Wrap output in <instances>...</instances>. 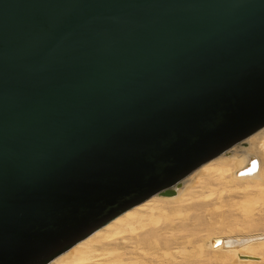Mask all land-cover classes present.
Wrapping results in <instances>:
<instances>
[{"label": "water", "instance_id": "water-1", "mask_svg": "<svg viewBox=\"0 0 264 264\" xmlns=\"http://www.w3.org/2000/svg\"><path fill=\"white\" fill-rule=\"evenodd\" d=\"M264 127V0H0V264H47Z\"/></svg>", "mask_w": 264, "mask_h": 264}, {"label": "bare ground", "instance_id": "bare-ground-1", "mask_svg": "<svg viewBox=\"0 0 264 264\" xmlns=\"http://www.w3.org/2000/svg\"><path fill=\"white\" fill-rule=\"evenodd\" d=\"M171 190L47 264H264V127Z\"/></svg>", "mask_w": 264, "mask_h": 264}, {"label": "rangeland", "instance_id": "rangeland-1", "mask_svg": "<svg viewBox=\"0 0 264 264\" xmlns=\"http://www.w3.org/2000/svg\"><path fill=\"white\" fill-rule=\"evenodd\" d=\"M240 142H242V143H244V140H242V141H240ZM244 145V144H243ZM202 221H203V219L200 217V218H196V220H195V222H197V226H199V227H201V228H203L204 227V225L202 224ZM194 263H196V264H198L199 263V260H198V258H195L194 259Z\"/></svg>", "mask_w": 264, "mask_h": 264}]
</instances>
